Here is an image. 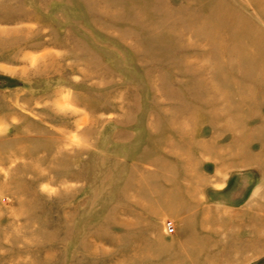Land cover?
<instances>
[{
    "label": "rangeland",
    "instance_id": "374dc122",
    "mask_svg": "<svg viewBox=\"0 0 264 264\" xmlns=\"http://www.w3.org/2000/svg\"><path fill=\"white\" fill-rule=\"evenodd\" d=\"M0 264H264V0H0Z\"/></svg>",
    "mask_w": 264,
    "mask_h": 264
},
{
    "label": "built area",
    "instance_id": "2783aa9c",
    "mask_svg": "<svg viewBox=\"0 0 264 264\" xmlns=\"http://www.w3.org/2000/svg\"><path fill=\"white\" fill-rule=\"evenodd\" d=\"M166 227L169 231H171V232L173 231V227H172V224L170 222L167 223Z\"/></svg>",
    "mask_w": 264,
    "mask_h": 264
}]
</instances>
